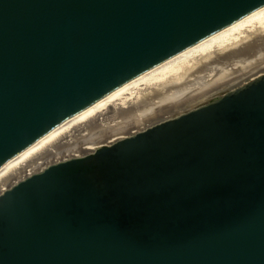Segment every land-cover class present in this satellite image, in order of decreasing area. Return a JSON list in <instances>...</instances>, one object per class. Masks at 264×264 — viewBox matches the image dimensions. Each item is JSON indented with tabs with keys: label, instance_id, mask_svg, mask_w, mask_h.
<instances>
[{
	"label": "water",
	"instance_id": "1",
	"mask_svg": "<svg viewBox=\"0 0 264 264\" xmlns=\"http://www.w3.org/2000/svg\"><path fill=\"white\" fill-rule=\"evenodd\" d=\"M264 0H0V166ZM0 264H264V72L0 186Z\"/></svg>",
	"mask_w": 264,
	"mask_h": 264
},
{
	"label": "bare ground",
	"instance_id": "2",
	"mask_svg": "<svg viewBox=\"0 0 264 264\" xmlns=\"http://www.w3.org/2000/svg\"><path fill=\"white\" fill-rule=\"evenodd\" d=\"M264 72V5L108 92L0 166V186Z\"/></svg>",
	"mask_w": 264,
	"mask_h": 264
}]
</instances>
